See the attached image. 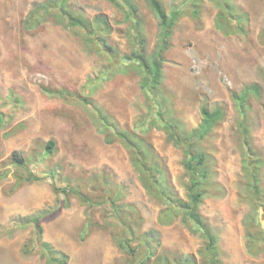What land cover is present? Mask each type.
Here are the masks:
<instances>
[{"label": "rangeland", "instance_id": "1", "mask_svg": "<svg viewBox=\"0 0 264 264\" xmlns=\"http://www.w3.org/2000/svg\"><path fill=\"white\" fill-rule=\"evenodd\" d=\"M44 1L0 0V264H45L39 252L23 251L33 234L25 217L42 209L47 213L40 221L42 238L68 255L67 264H137L141 259L143 264H158V257L162 264H204V239L180 216L168 225L157 222L161 204L142 186L127 146L119 139L109 142L97 128V113L72 97L87 93L88 78L95 77L105 60L80 32L68 27L67 20L58 22L50 15L29 26L32 10ZM134 1L151 51L162 35L159 19L146 0ZM162 1L167 9L179 2ZM237 1L249 14L247 36L217 29V7L209 0L199 17L179 19L164 51V85L173 92L176 114L188 128L199 123L202 103L224 108L225 117L201 143L210 155L214 182L200 213L218 237L224 264H264V248L252 254L246 245L243 221L251 220L252 230L257 224L264 227V208L255 205L245 188L239 117L231 98L232 91L246 84L260 86V96L250 98L249 122L254 147L264 158V0ZM68 2L91 19H106L111 25L108 41L122 51L129 49L128 22L120 7L109 0ZM92 86L87 90L91 98L119 125L133 128L145 111L136 74L116 73L93 90ZM58 89L69 96L61 97ZM140 135L158 156L168 184L185 198L188 176L181 149L163 130L151 128ZM51 139L54 151L45 155ZM14 152L25 158L39 180L16 187L24 170L14 165ZM260 171L264 188V165ZM66 183L79 187L81 195L55 189ZM116 192L122 208L118 215L111 201ZM146 232L153 237L152 252L136 247Z\"/></svg>", "mask_w": 264, "mask_h": 264}, {"label": "trees", "instance_id": "2", "mask_svg": "<svg viewBox=\"0 0 264 264\" xmlns=\"http://www.w3.org/2000/svg\"><path fill=\"white\" fill-rule=\"evenodd\" d=\"M68 1L45 0L38 4L32 10L29 26L38 24V22L45 20L50 15L56 18L58 22L67 20L68 27L80 32L89 48L104 57L105 63L101 66L99 72L96 73L93 79L88 78L84 86L87 90H89L88 87L91 84H93L91 87V90H93L97 87L98 82L106 81L116 73L136 74L139 88L145 95V111L135 120L133 128L130 130L119 125L110 113L91 98V93L87 90V93H79L72 97L90 105L91 109L97 113V128L105 133L109 142L119 139L127 146L142 186L151 197L157 199L161 204L157 222L161 225H168L176 217L180 216L181 220L190 225L192 232L198 233L204 239V264H224L218 237L208 228L207 222L200 213V205L211 192L210 188L212 182H214L209 163L210 155L204 150L201 143L225 117V110L215 102L212 106L202 103L200 105L201 118L199 123L194 128H188L176 114L172 102L173 92L167 91L164 85V51L169 47L172 28L183 15L199 17L205 0H179L170 9L165 7L162 0H146L155 16L159 19V26L162 29V35L151 51L147 50V39L143 31L142 18L134 0H109L120 7L124 12V21L128 22L129 49L127 51H122L108 41L107 36L111 32V25L106 19H101L99 16L91 19L71 7L72 5ZM209 1H212L217 7L214 21L217 29L224 34L230 35L247 36L249 34V14L237 0ZM47 89L50 93L55 94L50 88ZM56 93L64 98L69 96L68 92L64 90L58 89ZM260 94V86L256 83H249L239 91H232L231 98L239 117L237 123L238 138L241 149L242 174L247 179L245 188L255 205L264 208V188L261 184L262 172L260 171L264 165V158L254 147L249 122L250 98L252 96L259 97ZM2 121L3 118L0 117V124ZM151 128L163 130L166 139L178 146L182 151V163L188 176L184 185L187 191L185 198L181 197L168 184L167 178L163 175V166L158 156L140 135ZM54 148L55 141L51 139L46 143L45 155L53 153ZM13 157L14 165H16L17 169L24 170L17 179L16 187L21 182H31L40 179L27 168L25 158L22 155L14 152ZM50 172L53 180H57L55 170ZM55 189L65 193L74 192L77 194H80L81 191L79 187H70L67 183L64 187L57 186ZM112 196L111 201H113L114 212L118 215L122 210L117 205L120 193H112ZM82 198L86 203H90L86 195H82ZM46 214V211L42 209L25 217L26 224L33 225V234L25 242L23 251L26 253L39 252L40 256L45 258V264H67L68 255L54 249L49 242L42 238L43 227L40 221ZM87 224L89 228L92 221L89 220ZM243 224L245 229H247L246 245L248 246V251L252 254H257L258 251L260 252L264 248V227L257 224V227L252 230L249 228L251 227V220L247 221L245 219ZM127 226L132 230V233H129L127 238H131L134 230L130 223ZM128 228H125V232L128 231ZM150 231V234L153 233V230ZM148 233L146 232V234L143 233L139 236L141 241L136 247L144 246L146 252H152L151 243L153 237L150 239ZM127 240L130 241V239ZM120 242H122V238H120ZM121 247L129 250L127 244L121 243ZM150 256L151 253L147 258H150ZM159 258L157 263L162 264V260ZM179 262L177 261V264H180ZM137 264H143V259ZM166 264L170 263L167 262Z\"/></svg>", "mask_w": 264, "mask_h": 264}]
</instances>
